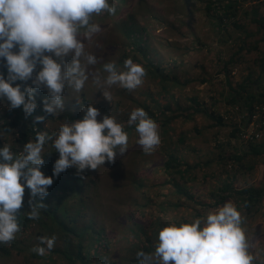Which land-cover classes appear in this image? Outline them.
<instances>
[{"label":"rangeland","instance_id":"rangeland-1","mask_svg":"<svg viewBox=\"0 0 264 264\" xmlns=\"http://www.w3.org/2000/svg\"><path fill=\"white\" fill-rule=\"evenodd\" d=\"M134 1L133 8L119 17L118 22L121 23L128 14L133 13L139 25L148 24L151 27V56L161 65L162 73L171 78L170 92L165 94L161 76L146 75L142 85L132 92L118 84L106 88L111 95L109 101L89 80L79 93L66 89L64 110L42 123L44 132L51 135L52 132L58 131L60 124L66 120L82 118L84 108L91 103L100 109L101 116L98 119H102L106 114L112 115L128 129L127 120L135 108L145 109V105H149L156 109L161 104L162 107L171 104L177 108L175 114L180 117L168 125V136L165 137L161 133V122H156L161 142L151 155H145L142 147L138 145L139 137L134 128L135 134L129 136L126 153L118 155L114 162H106L97 170L84 172L97 183V187L90 191L94 203L90 206L89 214H95L97 223L105 225L107 233L110 234L108 252L113 264H134L131 260L135 253L141 248L156 246L159 231L168 224L202 218L226 202H231L237 207L234 198H229L221 205H215L216 197L213 193L218 192L223 181L235 173L232 160L226 157L235 153L236 147L242 143L237 138H230L235 123H242L243 120L241 114H236V109L227 105L224 100L229 92V85L223 71L224 61L229 59L240 45L234 49L231 45L222 43L226 33L220 31L216 20L206 14L205 0ZM253 5L254 2H249L246 6L250 10ZM258 12L264 13V5L259 7ZM104 17L102 14L95 17L103 26V31L97 34L88 50L94 52L100 62L106 59L108 62L117 63L122 51L127 47L122 40L117 42L113 23L110 18L102 20ZM246 23L247 33L243 29L237 32L232 30L231 33L236 32L233 39L240 35L256 33L257 25L250 20ZM260 39V34L249 37L247 48L243 51V63L240 62L231 72L234 87L243 80L251 67L258 70L255 61L259 52L253 49V46L255 41ZM96 43L100 46L96 47ZM117 68L124 70L122 64ZM90 71L98 72L101 77L107 75L100 70L98 64L90 66ZM186 81L190 82L184 85ZM212 95L219 99L215 114L224 117L220 126L218 120L200 113L194 114L192 119L188 118V115L193 113L192 97L198 96L212 111ZM154 99L159 102H154ZM0 105L7 107L6 103ZM69 114L72 119L67 117ZM170 115L173 113H169L167 117ZM0 136L5 144L12 146L18 134L4 133ZM181 137H184L183 142L179 141ZM263 141L264 137L257 142ZM220 142L223 143L222 147L219 146ZM174 147H177L178 154L186 163L194 167L185 178L180 175L172 176L164 169L163 162L169 156L168 151ZM53 150L55 151L49 142L45 145L44 154L52 156ZM55 154L59 156L58 152ZM246 160V168L242 173H238L234 186L243 188L253 185L264 188V153L259 156H247ZM252 166L254 167L250 168ZM185 185L192 198L177 192V186L183 188ZM221 194L223 193L219 195ZM161 202L165 204L162 205L163 209ZM238 210L244 217V226L255 238L254 251L264 249V203L251 215L245 209ZM36 230V227H31L22 235L17 233L16 238L24 239L26 246L21 252L14 248L9 257L0 252V264H66L60 258L54 261L44 259L45 257L43 260L33 259L35 252L32 249L38 244ZM101 254L103 250H100ZM261 259H264V252L261 253Z\"/></svg>","mask_w":264,"mask_h":264},{"label":"clouds","instance_id":"clouds-1","mask_svg":"<svg viewBox=\"0 0 264 264\" xmlns=\"http://www.w3.org/2000/svg\"><path fill=\"white\" fill-rule=\"evenodd\" d=\"M105 12L115 14L111 0H0V104L6 103L9 112L22 109L25 117H32L38 92L46 91L43 111L56 115L65 108V90L79 93L89 80L109 101L106 88L112 85L129 92L141 86L146 69L131 58L124 61L123 71L115 61L103 63L104 77L90 71L100 59L88 46L103 31L95 17ZM100 116V109L90 103L82 118L66 120L51 135L37 132L19 154L8 144L0 147V245L12 242L20 231L26 189L27 217L38 220L47 208L43 199L54 176L75 167L83 178L85 170H97L127 152L124 125L112 115ZM44 120V115L35 116L37 124ZM127 125L135 127L138 145L151 155L161 142L157 123L145 109L135 108ZM49 142L59 158L52 175H45L44 149ZM38 239L32 251L43 256L54 248L57 237ZM254 249L255 238L244 226L241 211L226 202L202 218L163 227L154 253L138 250L135 258L137 264H264V249Z\"/></svg>","mask_w":264,"mask_h":264},{"label":"trees","instance_id":"trees-1","mask_svg":"<svg viewBox=\"0 0 264 264\" xmlns=\"http://www.w3.org/2000/svg\"><path fill=\"white\" fill-rule=\"evenodd\" d=\"M134 0H111V3L116 8L115 14L102 13L105 15L102 20L110 18L113 23L114 35L117 37V42L122 40L126 50L122 51V55L117 61V67L122 64L124 67V61L128 58L135 60V63L141 64L146 69V75L156 76L164 80L163 88L165 94L170 92L171 85L170 77L167 74L162 73L161 65L158 61L151 56V27L148 24L139 25L135 17L132 14H128L125 19L120 23L118 18L127 13V11L133 8ZM249 2H254V5L250 10L247 8ZM264 5V0H205V10L209 18L216 20V24L219 26L220 31H224L226 35L222 40L225 45L229 44L236 49L237 45H240L236 52L229 56V59L224 61L223 71L225 75L226 83L229 85V92L224 98L226 104L235 110L236 114L253 116L258 109H264V13L259 14V7ZM243 14V17H241ZM253 14V15H252ZM251 18V19H250ZM257 25V31L255 34L240 35L238 38L233 39V34L238 30L243 29L246 31L247 20ZM244 20V21H243ZM97 22V21H96ZM235 30V33H231ZM247 33V31L245 32ZM260 34L261 39L255 41L253 49L257 50L259 56L255 63L258 70L251 69L247 75H244L243 80L238 83L237 86H233L232 70L243 63L245 54L243 51L247 48V41L249 37ZM242 36V37H241ZM150 38V39H149ZM261 50V51H259ZM250 52V50H246ZM251 53V52H250ZM261 53V55H260ZM139 56L141 58H139ZM221 60V59H220ZM219 60V61H220ZM108 62L106 59H102L98 63L100 70H103V63ZM6 73V70H5ZM190 81H186L185 84H189ZM164 93V92H163ZM47 95L46 91H39L37 94L38 108L32 117H25L22 109H15L11 112L7 111V107L0 105V132L2 134H18L15 143L10 146L14 153L19 154L22 152L23 145L29 140H34L37 132H44L42 123L53 117L52 114H48L43 111V98ZM224 95V93H222ZM213 110L207 107L208 105L201 101L198 96L192 97L194 106H191L193 113L188 115V118H193L194 114L200 113L211 117L214 120H218L219 126L224 121V117L216 115L218 98L212 95ZM84 100V99H83ZM154 102L158 103V99H154ZM175 107L171 104H165L162 107L153 109L149 105H145V111L155 121L161 122L162 131L164 136H168L170 125L180 115L175 114ZM173 113V115H169ZM44 115L45 120L41 123H35V116ZM80 117V115H76ZM249 116L243 117V123H235V128L232 131L230 138H237L240 141V133L242 132L243 125L248 126L250 123ZM72 119L71 114L67 115ZM213 127V126H211ZM135 127H129L125 129L129 136L135 134L133 131ZM184 137L179 138V141L183 142ZM241 142V141H240ZM219 146H223V143ZM230 143V142H229ZM5 142L0 136V147ZM241 145L236 147L235 153L226 157L233 162V168L235 173L223 181L219 191L223 193L214 192L213 196L216 197L215 205H221L229 198H234L237 203L238 209H245L249 215L258 210L264 203V188L256 187L253 185L245 186L243 188H236L234 183L238 177V173H242L245 170L248 161L246 157L259 156L264 153V141L249 143H240ZM52 156L46 154L44 156L45 163L42 167V171L45 175H52L53 166L56 159L59 158L54 150ZM169 152V156L163 162V166L166 172L172 176L180 175L182 178L192 171L194 168L192 165L186 163L181 155L178 154L177 147H174ZM225 159V156H223ZM223 162H225L223 160ZM254 166L250 167L253 168ZM250 170V169H249ZM247 171V170H246ZM54 183L49 187L48 195L43 199V202L47 205V208L42 210L41 218L38 220H30L27 217V211L29 210L28 200L29 193L26 189L25 202L20 209L19 215L20 231L19 235H22L26 230L31 227H36L35 235L39 242L41 236H53L57 237L54 248L45 255L40 256L34 253V258L40 260H57L60 258L66 264H105V257L111 261V256L108 252L110 249V234L107 233L106 226L97 223V217L95 214H89L90 206L93 199L90 195V191L97 187V183L90 178L89 175L83 174V178L77 174L76 168L72 167L62 172L58 177H53ZM185 188V189H183ZM177 186V192L187 195L192 198L193 196L187 191L186 185L184 187ZM219 197V198H218ZM40 198L37 197V200ZM94 203V202H93ZM160 205H165L163 202ZM176 205V204H175ZM178 205V204H177ZM141 206V205H139ZM164 206H162L163 209ZM141 208H144L141 206ZM89 214V215H88ZM184 222H189L185 220ZM154 222L152 223V225ZM144 233V231H142ZM152 240V239H151ZM24 239H14L12 242L6 245H0V252L5 256H11L12 250L16 248L18 252L23 251ZM156 246L149 248H141V250L147 253H154ZM100 250H103V254L100 255ZM134 264H137L135 257L131 260ZM57 264V263H56Z\"/></svg>","mask_w":264,"mask_h":264},{"label":"built area","instance_id":"built-area-1","mask_svg":"<svg viewBox=\"0 0 264 264\" xmlns=\"http://www.w3.org/2000/svg\"><path fill=\"white\" fill-rule=\"evenodd\" d=\"M248 114L241 115V120ZM250 123L248 126L243 125L242 132L240 133V141L242 143H249L250 141L256 142L264 137V109L256 110L253 116H249ZM243 123V121H242Z\"/></svg>","mask_w":264,"mask_h":264}]
</instances>
